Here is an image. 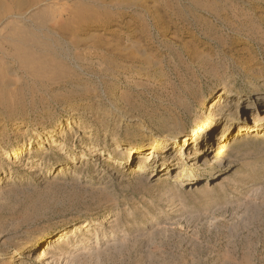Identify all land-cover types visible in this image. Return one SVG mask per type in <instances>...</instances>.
<instances>
[{
  "label": "rangeland",
  "instance_id": "rangeland-1",
  "mask_svg": "<svg viewBox=\"0 0 264 264\" xmlns=\"http://www.w3.org/2000/svg\"><path fill=\"white\" fill-rule=\"evenodd\" d=\"M259 94L264 0H0V264H264L252 108L183 180L154 170L200 149L181 151L219 105L242 115ZM164 138L170 154L142 161ZM27 141L29 158L4 159ZM230 144L213 163L234 168L211 181L198 164ZM124 146L139 148L133 163L110 154Z\"/></svg>",
  "mask_w": 264,
  "mask_h": 264
},
{
  "label": "bare ground",
  "instance_id": "bare-ground-1",
  "mask_svg": "<svg viewBox=\"0 0 264 264\" xmlns=\"http://www.w3.org/2000/svg\"><path fill=\"white\" fill-rule=\"evenodd\" d=\"M225 91V90H224ZM225 93H223L222 97H225ZM261 96H259L257 99H254L251 101V105L252 107H242V115L240 114H233L232 113V108L229 107V109H227L226 111H224V109L222 108V104L219 105V114H217L215 117L218 118L215 120L214 123H212V125H201L199 126V128H197L196 130H193L194 133H197L195 136H189V137H185L186 141L184 143V145L182 146L181 151L183 150L184 147H186V151L187 149L189 150L193 145L195 147H199L200 149L195 150L194 154H190V155H186L183 153L182 155H176L171 156L168 159H161V163H160V168H154L155 164L150 167H152V169L154 168L155 171H171L174 169H180V173L177 177L178 181L183 180V174L185 172H189L191 169V164H194V159L193 157H195L196 161H197V157L199 158L200 156H202L203 154H205L206 152V148L208 145H212L215 144V140L222 142V144H226L227 143V139L229 140V138L231 137V135H233L235 132H237L238 129H240V132L246 131L247 130V120L249 122V118L247 119L245 117V114L248 113L247 110L249 111V108L253 109V112L255 113V115H253V126L257 127L259 130L264 131V96H262L263 94H259ZM225 103H231L229 102V97L224 101L223 104ZM229 115V116H228ZM244 115V117H243ZM235 120H238V122H235ZM242 120V122H241ZM235 122V123H234ZM260 123V124H259ZM71 125V124H70ZM251 125V123H250ZM63 126L65 127V125L63 124ZM221 128H224V130H221ZM220 129L219 132H217ZM59 131V130H58ZM217 132V133H216ZM201 134V136H199ZM220 134V135H218ZM258 134V137H254L256 140H261L264 139V135ZM199 137H198V136ZM216 135V136H215ZM260 135V136H259ZM198 137L197 139L195 137ZM182 138V137H180ZM253 138V136H252ZM179 139V137H178ZM226 139V140H225ZM37 140V139H36ZM50 140V139H49ZM196 140V141H195ZM172 139L171 138H164L158 142H155L153 145H151L148 148V151L151 153L150 155H148L146 158L142 159L143 160H154L155 155L159 154V153H164V155L166 156L167 154H170L171 150V146L173 144H171ZM164 144H166V146H170V148H166V150L164 151ZM37 146L36 141H27L25 143H20V145L15 146L14 148H12L11 150H4L3 154L7 155L6 157H4V159L9 160V158H12L13 160H18V159H22L25 156H28L29 154H31L34 150L32 149L31 146ZM163 145V146H162ZM30 147V148H29ZM36 149V148H35ZM139 148H137V146H124L122 148H116L112 153V156L114 154H117L118 156H122L121 154H124L125 156H129L131 157V163H133V161L136 158L137 153L140 151L138 150ZM231 144H230V149L228 148V146H223L220 149H218L217 154L210 156L209 161H206L205 163L202 164V162H200V164H198L197 168L199 169H203V175L207 174L205 172H208V177L211 181L214 180L215 178L220 177L222 174H226L227 171L231 170L232 168H234L235 165H233L232 163H230L228 166H226V162L223 161V158L221 161H219L218 163H213V160L218 157V156H222L223 154H226L228 151H231ZM136 151V152H135ZM164 151V152H163ZM134 152L136 154H134ZM194 155V156H193ZM30 156V155H29ZM28 156V158H29ZM26 158V157H25ZM106 159H103L105 162L110 163L111 161L113 162L114 158L110 157ZM133 158V159H132ZM206 160V159H205ZM71 164H66V166H69V168H66L65 166L63 167V171H68L71 169ZM200 165V166H199ZM73 166V165H72ZM216 166V167H214ZM54 169V168H53ZM50 169L47 167V171H43V175L41 176L40 174H38V177L41 178V183L45 182L47 180H49L52 176H50V172L52 173L54 170ZM59 169V168H58ZM58 169L55 170L54 174H56V172H58ZM61 171V170H60ZM4 173H2L3 175ZM42 174V173H41ZM138 176V175H137ZM207 176V175H205ZM190 181H192V179H189ZM204 180V179H203ZM203 180H199L195 183L192 182H188L187 186L193 187L196 186L198 183H200ZM101 224V223H99ZM90 227V224H88L87 222L82 223L80 226L76 225L74 226L75 230H74V234L77 233V231H79L80 229H87ZM88 230V229H87ZM73 231V229L71 230ZM72 233V232H71ZM69 234L70 232L67 233V236L62 240V243H64L68 238H69ZM63 237V236H61ZM84 241H80L78 242L79 245L83 244ZM55 246H61V244H55ZM58 248H53V247H49L46 250L47 254H57L59 253ZM45 253L44 256H42V254L37 255L36 257V261L37 262H41L43 263L46 258H47V254Z\"/></svg>",
  "mask_w": 264,
  "mask_h": 264
}]
</instances>
